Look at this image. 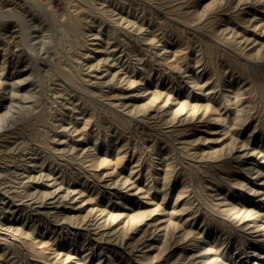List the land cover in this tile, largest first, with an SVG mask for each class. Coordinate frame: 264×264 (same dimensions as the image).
Masks as SVG:
<instances>
[{"label": "rangeland", "instance_id": "rangeland-1", "mask_svg": "<svg viewBox=\"0 0 264 264\" xmlns=\"http://www.w3.org/2000/svg\"><path fill=\"white\" fill-rule=\"evenodd\" d=\"M0 6V264H264V0Z\"/></svg>", "mask_w": 264, "mask_h": 264}, {"label": "bare ground", "instance_id": "bare-ground-1", "mask_svg": "<svg viewBox=\"0 0 264 264\" xmlns=\"http://www.w3.org/2000/svg\"><path fill=\"white\" fill-rule=\"evenodd\" d=\"M2 2H3V1H2ZM16 2H18V1H16ZM57 2H58V1H57ZM81 2H82V1H81ZM18 3H19V2H18ZM2 6H3V5H2ZM18 6H19V5H18ZM55 6H56V5H55ZM6 7H7V5H6ZM57 7H58V6H57ZM11 8H12V7H11ZM13 8H14V7H13ZM13 8H12V9H13ZM55 8H56V7H55ZM58 8H59V7H58ZM14 9H15V8H14ZM14 9H13V10H14ZM16 9H17V8H16ZM11 11H12V10L10 9V7H9L8 9H6V8H3V7L0 6V14H2V15H1V18H3V16H4V18H5V17H9L10 15L12 16L14 11L12 12V14L10 13L9 16L6 14L7 12H11ZM16 11H17V10H16ZM14 13H15V12H14ZM16 13H17V12H16ZM16 13H15V14H16ZM5 15H6V16H5ZM56 15H58V14H56ZM56 15H55V16H56ZM14 18H15V17H14ZM61 19H62V18H61ZM59 20H60V19H59ZM75 20H76V19H75ZM60 21H61V20H60ZM63 22H64V21H63ZM19 23H20V21H19ZM60 23H61V22H60ZM64 23H66V22H64ZM77 23H78V22H77ZM24 24H25V23H24ZM71 24H72V23H71ZM73 24H76V23H73ZM73 24H72V25H73ZM79 24H80V23H79ZM64 26H66V24H65ZM21 27H22V26H21ZM41 27H42V26H41ZM70 27H71V26H70ZM70 27L68 26L66 29H70ZM39 28H40V27H39ZM39 28H38V29H39ZM47 28H48V27H47ZM71 28H72V27H71ZM27 29H28V28H27ZM22 30H23V29H22ZM20 31H21V30H20ZM20 31H19V32H20ZM71 31H72V30H71ZM73 31H74V33H75L76 28H75ZM10 33H11V32H10ZM7 34H8V33H7ZM47 34H48V33H47ZM76 34H77V33H76ZM15 35H16V34H15ZM20 35H21V34H20ZM40 38L43 39V38H42V33H41V37H40ZM23 40H24V39H23ZM34 40H35V39H34ZM19 41H20V40H19ZM24 41H25V40H24ZM24 41H22V42H24ZM108 41H109V40H108ZM40 42H41V41H40ZM44 42H45V39H44ZM30 46H31V45H30ZM25 47H26V46H25ZM42 47L44 48V46H42ZM42 47H41V48H42ZM41 48H40V49H41ZM43 48H42V49H43ZM114 48H115V47H114ZM44 50H45V49H44ZM46 50H48V48H47ZM20 51H21V50H20ZM27 51H28V50H27ZM33 51H34V50H33ZM42 51H43V50H42ZM18 52H19V51H18ZM46 52H47V51H46ZM47 53H48V52H47ZM109 53H110V52H109ZM16 55L18 56V58L15 56L14 58H17V59H15L14 61L12 60L10 63L20 62L21 57L24 56L22 52H21V53H16ZM31 55H32V54H31ZM34 55H35V54H34ZM25 56H26V55H25ZM25 56H24V57H25ZM29 56H30V54H29ZM44 56H45V55H44ZM50 56H51V55H50ZM50 56H49V57H50ZM35 57H36V56H35ZM107 57H108V56H107ZM137 57H139V56H137ZM45 58H47V57L45 56ZM45 58H44V59H45ZM140 58H141V57H140ZM10 59H11V58H10ZM10 59H9V60H10ZM27 59H28V58L26 57V60H27ZM106 59H107V58H106ZM22 60H23V59H22ZM47 60H48V59H47ZM68 60H69V59H68ZM23 62H24V61H23ZM25 62H26V61H25ZM27 62H28V61H27ZM10 63H9V64H10ZM35 63H37V62H35ZM47 63H49V61H48ZM23 65H24V64H23ZM26 65H27V64H26ZM58 65H59V64H58ZM62 65H63V64H62ZM90 65H91V64H90ZM92 65H93V64H92ZM14 66H15V65H14ZM14 66H13V67H14ZM33 66H34V65H33ZM37 66H38V65H37ZM68 66H69V65H68ZM9 67H10V66H9ZM13 67H12V69H13ZM58 67H59V66H58ZM66 67H67V66H66ZM39 68H41V66H40ZM39 68H36V69H39ZM106 68H107V67H106ZM14 69H15V67H14ZM22 69H23V68H22ZM41 69H42V68H41ZM46 69H47V68H46ZM68 69H70V67H69ZM109 70H110V69H109ZM17 71H18V70H17ZM41 71H42V70H41ZM61 71H62V69H61ZM70 71H71V70H70ZM72 71H73V70H72ZM146 71H147V70H146ZM11 72H12V71H11ZM15 72H16V71H15ZM63 72L66 73L64 70L62 71V73H63ZM68 72H69V71H68ZM79 72H80V71H79ZM114 72H115V71H114ZM127 72H128V71H127ZM55 73H56V72H55ZM75 73H76V72H75ZM197 73H198V72H197ZM10 74H11V73H10ZM13 74H14V73H13ZM15 74H16V73H15ZM15 74H14V75H15ZM57 74H58V73H57ZM67 74H68V73H67ZM69 74H70V73H69ZM69 74H68V76H69ZM76 74H77V73H76ZM195 74H196V73H195ZM59 75H60V74H59ZM62 75H63V74H62ZM113 75H114V74H113ZM137 75H138V74H137ZM56 76H57V75H56ZM63 76L65 77V75H63ZM66 76H67V75H66ZM68 76H67V77H68ZM70 76L73 78L72 75H70ZM75 76H76V75H75ZM77 76H79V75H77ZM77 76H76V77H77ZM7 77H8V76H6L5 78H7ZM35 77H36V76H35ZM67 77H66V78H67ZM79 77H80V76H79ZM194 77H195V76H192V80H191V81H193V78H194ZM196 77H197V76H196ZM12 78H13V77H12ZM110 78H112V77H110ZM64 79H65V78H64ZM64 79H63V80H64ZM68 79L70 80V78H68ZM68 79H67V80H68ZM74 79H75V78H74ZM76 79L78 80L79 78H76ZM187 79H188V78H187ZM190 79H191V78H190ZM196 79H197V78H196ZM19 80H20V78H19ZM22 80H23V78H22ZM69 80H68V81H69ZM130 80H131V79H130ZM130 80H129V81H130ZM132 80H133V79H132ZM132 80H131V81H132ZM0 81H1V80H0ZM5 81H6V80H5ZM5 81H4V82H5ZM15 81H16V80H15ZM71 81H73V80L71 79ZM83 81H85V79H84ZM188 81H189V80H188ZM6 82H8V81H6ZM65 82H66V81H65ZM98 82H99V81H98ZM21 83H22V82H21ZM66 83H67V82H66ZM71 83H72V82H71ZM73 83H74V82H73ZM82 83H84V82H82ZM82 83H80V84H82ZM189 83H190V82H189ZM5 84H6V83H5ZM7 84H8V83H7ZM67 84H68V83H67ZM187 84H188V83H187ZM190 84H191V83H190ZM1 85H2V84H1ZM68 85H70V81H69V84H68ZM68 85H67V86H68ZM74 85H75V83H74ZM74 85H73V86H74ZM85 85H86V84H85ZM85 85H83V86H85ZM65 86H66V85H65ZM65 86H64V87H65ZM67 86H66V87H67ZM70 86H71V85H70ZM38 87H39V86H38ZM74 87H75V86H74ZM77 87H78V86H77V84H76V87H75V88H77ZM189 87H190V86H189ZM3 88H4V87H3ZM6 88H7V87H6ZM9 88H10V87H9ZM71 88H72V87H71ZM78 88H79V87H78ZM82 88H83V87L81 86V89H82ZM87 88H88V87H87ZM32 89H33V88H32ZM37 89H38V88H36V91H37ZM83 89H84V88H83ZM2 90H3V89H2ZM77 90H78V89H77ZM9 91H10V90H9ZM88 91H90V90H88ZM0 92H1V91H0ZM33 92H34V91H33ZM83 92H85V91H83ZM83 92H82V93H83ZM85 93H86V92H85ZM85 93H84V94H85ZM89 93H90V92H89ZM10 94H11V93H10ZM87 94H88V93H87ZM90 94H91V93H90ZM1 95H2V94H1ZM32 95H33V94H32ZM69 95H70V94H69ZM82 95H83V94H82ZM91 95H92V94H91ZM188 95H189V94H188ZM4 96H5V94H4ZM4 96H3V97H4ZM12 96H13V95H12ZM26 96H28V94H27ZM30 96H31V95H30ZM33 96H34V95H33ZM71 96H72V95H71ZM21 97H22V96H21ZM24 97H25V96H24ZM31 97H32V96H31ZM35 97H36V96H35ZM72 97H73V96H72ZM75 97H76V96H75ZM78 97H79V96H78ZM188 97H189V96H188ZM84 98H85V97H84ZM90 98H91V97H90ZM97 98H98V97H97ZM21 99H22V98H21ZM26 99H28V98H26ZM26 99L23 100V101H26ZM98 99H99V98H98ZM195 99H196V98H195ZM32 100H33V99H32ZM80 100H81V99H80ZM87 101H88V100H87ZM90 101L92 102V100H90ZM98 101H99V100H98ZM98 101H97V102H98ZM165 101H166V100H165ZM169 101H170V100H169ZM10 102H11V101H10ZM20 102H21V101H20ZM94 102H95V100H94ZM167 102H168V101H167ZM168 103H169V102H168ZM9 104H10V103H9ZM24 104H25V103H24ZM30 104H32V103H30ZM101 105L103 106L102 103H101ZM101 105H100V106H101ZM180 105H181V104H180ZM17 106H18V105H17ZM85 106H86V105H85ZM90 106H91V105H90ZM93 106H94V105H93ZM95 106H98V104H96ZM100 106H99V107H100ZM102 106H101V107H102ZM109 106H110V105H109ZM111 106H112V105H111ZM113 106H114V105H113ZM206 106H207V105H206ZM8 107H10V105H9ZM20 107H22V105H21ZM25 107H26V106H25ZM87 107H88V106H87ZM23 108H24V107H23ZM96 108H97V107H96ZM96 108H95V109H96ZM7 109H8V108H7ZM12 109H13V108H12ZM16 109H17V108H16ZM20 109H21V108H20ZM100 109H101V108H100ZM8 110H9V109H8ZM24 110H25V109H24ZM106 110H107V109H105V111H106ZM21 111H22V110H21ZM94 111H95V110H94ZM101 111H102V113L104 112L103 110H101ZM109 111H110V110H109ZM109 111H107V112H109ZM113 111H114V110H113ZM115 111H116V110H115ZM115 111H114V112H115ZM7 112H8V111H7ZM27 112H28V111H27ZM43 112H44V111H43ZM99 112H100V111H99ZM99 112H97V114H98ZM111 112H112V111H111ZM177 112H178V111H177ZM2 113H3V112H2ZM9 113H10V112H9ZM22 113H23V112H22ZM82 113H83V112H82ZM95 113H96V112H95ZM102 113H101V114H102ZM104 113H106V112H104ZM4 114H6V113H4ZM40 114H41V113H40ZM117 114H118V113H117ZM106 115H107V114H106ZM110 115H113V114L110 113ZM110 115H109V116H110ZM120 115H121V114H120ZM175 115H176V114H175ZM41 116H42V115H41ZM48 116H49V115H48ZM102 116H103V115H102ZM117 116H118V115H117ZM122 116H123V115H122ZM14 117H15V116H14ZM18 117H19V116H18ZM34 117H35V116H34ZM90 117H91V116H90ZM110 117H112V116H110ZM118 117H119V116H118ZM173 117H174V116H173ZM22 118H23V117H22ZM91 118H92V117H91ZM112 118H113V117H112ZM20 119H21V116H20ZM31 119H32V118H31ZM35 119L37 120V118H35ZM46 119H47V118H46ZM119 119H121V118H119ZM125 119H126V118H125ZM13 120H14V119H13ZM116 120H117V119H116ZM14 121H15V120H14ZM18 121H19V120H18ZM37 121L39 122L40 120H37ZM46 121H47V120H46ZM85 121H87V120H85ZM85 121H84V122H85ZM118 121H119V120H118ZM19 122H20V121H19ZM19 122H16V123H19ZM32 122H33V120H32ZM32 122H31V121H30V122H27V121H26V122H24V123H26L25 128H26V130L28 131L27 133H30L31 135H33V136L35 137V136H37V134H38V132H36L37 130H35V128L37 129L38 126H37V127H33V123H34V122H33V123H32ZM49 122H50V121H49ZM35 123H36V121H35ZM39 123H40V122H39ZM47 123H48V121H47ZM47 123L45 122V124H47ZM88 124H89V123H88ZM13 125H14V124H13ZM47 125H48V124H47ZM51 125H52V124H51ZM51 125H50V127H52ZM122 126H123V125H122ZM14 127H16V126H14ZM23 127H24V126H23ZM53 127H54V126H53ZM53 127H52V128H53ZM55 127H56V126H55ZM11 128H12V127H11ZM8 129H9V128H8ZM19 129H21V128L19 127ZM76 129H77V128H76ZM10 130H11V129H10ZM79 130H82V129H79ZM22 131H23V130H22ZM84 131H85V130H84ZM16 132H17V131H16ZM16 132H15V133H16ZM18 132H21V131H18ZM9 133H10V132H9ZM9 133H7V134H9ZM11 133H12V132H11ZM82 133H83V132H82ZM7 134L5 133V135H7ZM21 134H22V132H21ZM85 134H87V133H85ZM96 134H97V133H96ZM96 134H95V135H96ZM2 135H4V134H2ZM81 135H82V134H81ZM93 135H94V134H93ZM8 136H10V135H8ZM8 136H7V137H8ZM97 136H99V135H97ZM97 136H96V137H97ZM40 137H41V135H40ZM89 137H90V136H89ZM37 138H38V136H37ZM41 138L44 140L43 137H41ZM85 138H86V137H85ZM97 138H98V137H97ZM97 138H96V139H97ZM79 139H81V138H79ZM88 139H89V138H88ZM88 139H87V140H88ZM2 140H5V139L2 138L1 141H2ZM14 140H16V139H14ZM39 140H41V139H39ZM46 140H47V139H46ZM46 140H45V141H46ZM51 140H52V139H51ZM82 140H83V139H82ZM84 140H85V139H84ZM94 140H95V139H94ZM5 141H6V140H5ZM5 141H4V142H5ZM12 141H13V140H12ZM24 141L26 142L27 140H24ZM79 141H80V140H79ZM91 141H92V140H91ZM46 142H47V141H46ZM80 142H81V141H80ZM82 142H83V141H82ZM96 142H97V141H96ZM28 143H30V142H28ZM28 143H27V144H28ZM43 143H44V142H43ZM6 144H7V143H6ZM16 144H17V143H15V145H16ZM18 144H19V143H18ZM22 144H23V143H22ZM22 144H21V145H22ZM36 144H37V143H36ZM40 144H41V143H40ZM95 144H96V143H95ZM98 144H99V143H98ZM1 145H2V144H1ZM21 145H20V146H21ZM24 145H25V144H24ZM46 145H47V144H46ZM96 145H97V144H96ZM96 145H95V147H96ZM16 146H18V145H16ZM42 146H43V145H42ZM48 146H49V145H48ZM88 146H89V145H88ZM92 146H94V145L92 144ZM72 147H73V146H72ZM74 147H75V146H74ZM77 147H78V146H77ZM11 148H12V147H11ZM45 148H46V147H45ZM49 148H50V147H49ZM84 148H85V147H84ZM90 148H91V147H90ZM90 148H89V149H90ZM92 148H93V147H92ZM8 149H9V148H8ZM3 150H5V149H4V146H3ZM7 151H9V150H7ZM5 152H6V151H5ZM51 152H52V151H51ZM49 153H50V152H49ZM74 154H75V153H74ZM8 156H9V154H8ZM69 157H70V156H69ZM61 159H62V158H61ZM73 159H74V158H73ZM71 161H72V160H71ZM101 161H102V160H101ZM74 162H75V161H74ZM69 163H70V162H69ZM36 164H37V163H36ZM36 164H35V165H36ZM76 164H77V163H76ZM64 165H65V164H64ZM2 166H3V165H2ZM37 166H38V165H37ZM50 166H51V165H50ZM7 167H8V166H7ZM250 167H251V166H250ZM62 168H63V167H62ZM62 168H61V169H62ZM248 168H249V167H248ZM39 169H40V168H39ZM29 171H30V170H29ZM39 171H40V170H39ZM28 173H29V172H28ZM42 174H43V173H42ZM45 174H46V173H45ZM58 174H59V173H58ZM27 175H28V174H27ZM31 175H32V174H31ZM39 175H40V174H39ZM46 175L48 176V173H47ZM88 176H89V175H88ZM30 177H31V176H30ZM37 177H38V176L36 175V178H37ZM49 177H50V176H49ZM52 177H53V176H52ZM123 178H124V177H123ZM33 179H34V178H33ZM125 182H127V181L125 180ZM28 184H29V183H28ZM49 184H50V183H49ZM131 184H132V183H131ZM85 185H86V184H85ZM129 185H130V184H129ZM61 186H62V185H61ZM127 186H128V185H127ZM132 187H133V186H132ZM66 188H68V187H66ZM257 189H258V188H257ZM36 190H37V189H36ZM118 190H119V189H118ZM50 191L52 192V190H50ZM50 191H49V192H50ZM70 191H71V190H70ZM254 191H255V190H254ZM47 192H48V191H47ZM47 192H45V193H46V194H49V192H48V193H47ZM67 192H68V191H67ZM74 192H75V191H74ZM84 192H85V191H84ZM117 192H118V191H117ZM18 193H19V192H18ZM18 193H17V194H18ZM33 193L35 194V192H33ZM114 193H115V192H114ZM30 194H31V193H30ZM46 194L44 195V193H43V197L48 196V195H46ZM54 194H55V193H54ZM54 194H53V195H54ZM59 194H60V193H59ZM14 195H15V194H14ZM62 195H63V194H62ZM80 195H81V194H80ZM108 195H109V194H108ZM118 195H119V194H118ZM33 196H34V195H33ZM33 196H32V197H33ZM39 196H40V195H39ZM57 196H58V195H57ZM121 196H122V195H121ZM123 196H124V195H123ZM30 197H31V196H30ZM50 197H51V196H50ZM110 197H111V196H110ZM52 198H57V197H52ZM62 198H63V197L61 196V199H62ZM21 199H22V198H21ZM29 199H30V198H29ZM43 199L45 200V198H43ZM109 200H110V199L108 198V202H109ZM21 201H22V200H21ZM21 201H20V202H21ZM42 201H43V200H42ZM53 201H54V200H53ZM139 201H140V200H139ZM108 202H107V203H108ZM27 204H28V203H27ZM41 204H42V203H41ZM137 204H138V202H137ZM260 205H261V204H260ZM96 207H97V206H96ZM104 207H105V206L102 205V206H100V207H97V209L95 208V210H98L100 213H102V212L104 211ZM32 208H33V207H32ZM92 208H93V207H92ZM115 208H116V207H115ZM21 209H22V208H21ZM89 209H90V208H89ZM17 211H18V210H17ZM37 211H38V210H36V212H37ZM92 211H93V210H92ZM98 211H96V212H98ZM138 211H139V210H138ZM34 212H35V211H34ZM99 212H98V214H99ZM139 212L141 213V210H140ZM103 213H104V212H103ZM140 213H139V215H140ZM118 214H119V213H118ZM42 215H43V214H42ZM57 215H58V212H57ZM99 215H101V214H99ZM104 215H105V214H104ZM261 215H262V214H261ZM261 215H259V216H261ZM39 216H41V215H39ZM114 216L116 217L117 215L113 214V218H114ZM259 216H258V217H259ZM63 217H64V216H63ZM102 217H103V216H102ZM117 217H118V216H117ZM58 218H59V217H58ZM100 218H101V217H100ZM259 218H260V217H259ZM55 219H56V218H55ZM67 219H68V218H67ZM98 221H99V220H98ZM56 222H57V221H56ZM56 222H55V224H56ZM247 224H248V223H247ZM255 224H256V222H255ZM64 225H65V224H64ZM242 225H243V224H242ZM244 225H245V224H244ZM77 226H78V225H77ZM92 226H93V225H92ZM251 226H252V225H251ZM254 226H255V225H254ZM34 227H35V226H34ZM44 227H45V226H44ZM83 227H84V226H83ZM252 227H253V226H252ZM255 227H256V226H255ZM255 227H254V228H255ZM31 228H32V227H31ZM113 228H114V227H113ZM60 229H61V228H60ZM66 229H67V228H66ZM248 229H250V227H249ZM30 230H31V229H30ZM33 230H35V229L33 228ZM88 230H89V229H88ZM31 231H32V230H31ZM31 231H30V232H31ZM84 232H85V231H84ZM32 233H33V232H32ZM72 233H73V232H72ZM74 233H75V232H74ZM88 233H89V232H88ZM86 235H87V234H86ZM73 236H74V235H73ZM87 236H88V235H87ZM107 236H108V235H107ZM55 237H56V236H55ZM112 237H113V236H112ZM112 237H111V238H112ZM254 238H255V237H254ZM56 239H57V238H56ZM58 239H59V238H58ZM59 240H60V239H59ZM96 240H97V239H96ZM257 240H258V239H257ZM261 240H262V239H261ZM108 242H109V241H108ZM260 242H261V241H260ZM61 243H62V241H61ZM71 243H72V242H71ZM213 243H214V242H213ZM253 243H254V242H253ZM262 243H263V242H262ZM62 244H63V243H62ZM209 244H211V243H209ZM94 245H95V244H94ZM211 245H212V244H211ZM88 246H90V245H88ZM263 246H264V245H263ZM263 246H262V247H263ZM93 247H94V246H93ZM206 249H207V247H206ZM210 249H211V248H210ZM93 250H94V249H93ZM100 250H101V249H100ZM105 250H106V249H105ZM200 250H201V249H200ZM218 250H219V249H218ZM91 251H92V250H91ZM201 251H202V250H201ZM204 251H205V250H204ZM206 251H207V250H206ZM206 251H205V252H206ZM212 251H213V249H212ZM202 252H203V251H202ZM213 252H214V251H213ZM208 253H209V250H208ZM118 254H119V252H118ZM118 254H117V255H118ZM202 254H203V253H202ZM210 254H211V252H210ZM121 255H122V254H121ZM205 255H207V253H206ZM217 255H218V254H217ZM85 256H88V253H87ZM202 256H204V255H202ZM263 256H264V255H263ZM263 256H262V258H263ZM88 257H89V256H88ZM88 257H87V258H88ZM127 258H128V257H127ZM262 258H261V259H262ZM79 259H80V258H79ZM128 259H129V258H128ZM111 260H113V259H111ZM201 260H202V259H201ZM78 261H79V260H78ZM258 261H259V260H258ZM97 262L99 263V261H97ZM112 262H113V261H111V263H112ZM212 262H213V261H212ZM212 262H211V264H212ZM214 262H215V260H214ZM113 263H114V262H113ZM217 263H218V262H217ZM108 264H109V263H108ZM114 264H115V263H114ZM209 264H210V263H209Z\"/></svg>", "mask_w": 264, "mask_h": 264}]
</instances>
